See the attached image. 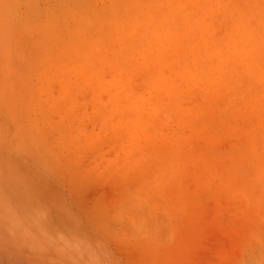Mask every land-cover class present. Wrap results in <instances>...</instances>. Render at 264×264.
<instances>
[{
  "label": "rangeland",
  "instance_id": "obj_1",
  "mask_svg": "<svg viewBox=\"0 0 264 264\" xmlns=\"http://www.w3.org/2000/svg\"><path fill=\"white\" fill-rule=\"evenodd\" d=\"M0 264H264V0H0Z\"/></svg>",
  "mask_w": 264,
  "mask_h": 264
}]
</instances>
